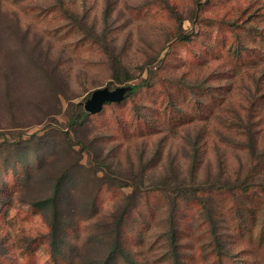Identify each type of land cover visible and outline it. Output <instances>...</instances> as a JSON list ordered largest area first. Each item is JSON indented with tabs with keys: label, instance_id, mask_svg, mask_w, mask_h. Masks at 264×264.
Wrapping results in <instances>:
<instances>
[{
	"label": "rangeland",
	"instance_id": "rangeland-1",
	"mask_svg": "<svg viewBox=\"0 0 264 264\" xmlns=\"http://www.w3.org/2000/svg\"><path fill=\"white\" fill-rule=\"evenodd\" d=\"M144 80L135 100L111 102L72 134L90 143L82 161L88 170L98 157L111 160L118 169L108 182L132 186H105L98 195L103 212L118 216L136 202L124 194L154 191L148 221L132 226L150 264H172V200L156 190L180 188L191 197L192 188L207 190L206 207L187 197L177 208L184 264L214 263L213 232L231 254L264 264V0H0V155L9 166L18 153L29 159L36 144L65 156L69 117L94 91L125 89L124 97ZM67 161L14 193L0 236L14 245L19 264H51L50 213L31 206L51 195ZM72 194L74 217L92 191L77 185ZM99 224H81L89 247L106 229ZM40 238L44 243L25 254ZM92 250L91 264L98 255Z\"/></svg>",
	"mask_w": 264,
	"mask_h": 264
},
{
	"label": "trees",
	"instance_id": "trees-1",
	"mask_svg": "<svg viewBox=\"0 0 264 264\" xmlns=\"http://www.w3.org/2000/svg\"><path fill=\"white\" fill-rule=\"evenodd\" d=\"M187 39V36L180 35L179 40L181 42H185ZM146 83V80H144L136 86H131L121 102H124L131 96L135 100L140 91L144 89ZM111 104L113 103H106L103 110L98 114H90L85 108L80 106V114L77 116L70 115L69 122L66 124L68 130L66 131L65 139L68 141V147L65 156H58L56 147L50 151H46L43 148H39L37 144L35 145L36 150L29 159H21L18 153L16 155L17 160L13 166H9L7 161L5 162V155H0V177H3V180L0 182V226H2L1 222L7 218L8 211L13 207L15 192L31 186L34 181V174L38 178L45 169L49 171L55 163L61 160H68L62 170L61 176H56L54 179L51 195L47 198L34 201L31 206L39 214L46 211L50 213L48 220L49 233L45 238L47 239L45 243L51 264H91L87 259L89 250H92V248V252H98L93 264H150L149 253L143 249L144 244L142 243L141 234L136 232L137 228L132 225L134 223L144 225L148 221L146 212L151 206V199L157 197L154 195V191H150V189L142 191L143 189H140L137 194L132 193L129 196L124 194V199L135 198V205L130 209L122 210L118 216L105 215L103 209L100 207L98 196L102 189L107 186L109 187L108 191H114L122 187L132 186L130 184L119 185L118 182L117 184L108 182V178L117 174L116 171L118 169V165L114 164L111 160H103L101 157H98L95 159L94 170L92 172L88 170L82 161L84 160V151L90 149V143L86 140H72L74 131L90 124L88 118H97ZM140 119L137 120L138 123L144 121L142 117ZM124 129L134 131V128L130 126H124ZM15 146L17 148V145ZM15 146L9 147L15 148ZM77 147L80 149H77ZM98 150L100 149H97V152H99ZM42 151L44 153L41 156ZM2 153L5 154L6 150ZM84 171L87 172V176H83ZM100 172L104 173V178L98 176ZM79 173H81L80 177H78ZM142 175L144 176L143 172ZM140 184L143 185V181H140ZM77 185H81L84 191H92V199L85 203L84 212L72 217L70 215L71 208L68 203L70 202L69 198H72L70 196H74L72 193L76 191ZM135 188L138 189L137 186ZM181 190L180 188L156 190L162 197L170 195V199L172 200V207L168 211L167 217L169 229L168 246L172 264H184L185 259L180 234L182 230L179 227L180 218L177 208L181 201H187V197L191 196L186 190ZM262 190L264 193V189ZM205 191L207 190L192 188L191 195L193 197H191L190 201L197 203L201 207H206V200L203 198ZM197 192H200V194H197ZM69 217H72V220ZM69 219L70 221H68ZM91 221L102 223L99 225L106 229L99 230L100 233L96 236V243L89 247L87 241H82L79 231L81 224ZM207 221L212 225L215 222V217L208 215ZM130 232H135V234L131 235ZM212 237V253L215 255L213 264H252L250 260L245 258L246 254H243L242 258L231 254L230 248L226 247L223 235L213 232ZM41 239L32 243L31 247L28 246L25 254H33L34 247H39L40 243H44ZM6 241L5 239H1L0 236V264H19L12 258L14 245L12 243L8 244ZM94 247L104 248V251L101 253L99 250H94ZM25 264H33L31 258Z\"/></svg>",
	"mask_w": 264,
	"mask_h": 264
},
{
	"label": "water",
	"instance_id": "water-1",
	"mask_svg": "<svg viewBox=\"0 0 264 264\" xmlns=\"http://www.w3.org/2000/svg\"><path fill=\"white\" fill-rule=\"evenodd\" d=\"M124 93L125 89L123 91L98 89L93 92L91 98L86 102L85 109L90 114H98L103 110V107L106 103L122 100Z\"/></svg>",
	"mask_w": 264,
	"mask_h": 264
}]
</instances>
